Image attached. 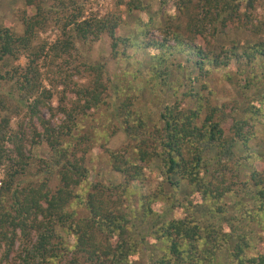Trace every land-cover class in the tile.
Returning <instances> with one entry per match:
<instances>
[{"label":"trees","instance_id":"obj_1","mask_svg":"<svg viewBox=\"0 0 264 264\" xmlns=\"http://www.w3.org/2000/svg\"><path fill=\"white\" fill-rule=\"evenodd\" d=\"M159 2L25 0L19 29L0 21V264H264V0Z\"/></svg>","mask_w":264,"mask_h":264},{"label":"rangeland","instance_id":"obj_2","mask_svg":"<svg viewBox=\"0 0 264 264\" xmlns=\"http://www.w3.org/2000/svg\"><path fill=\"white\" fill-rule=\"evenodd\" d=\"M145 4L150 3L152 4V11L153 13H156L160 9V2L159 0H144ZM96 2L94 5L90 6L87 13L86 17L88 18L91 16V14H97L99 17L105 16L109 12H112L115 10L116 6V0H94ZM25 5V0H0V21H4L7 23L10 27L18 28L19 29V22L17 19V11L21 10L24 8ZM122 11H124V8H121ZM145 18V15L143 16ZM136 18V17H135ZM131 18L129 19L128 22L130 25H132V22L135 21ZM158 35V32H155ZM57 36V32L53 29H50L47 33H42L40 37L49 42V43H54L55 39ZM242 41H244L246 38L241 37ZM239 39V40H241ZM110 52V45L109 43H99L97 47H94L93 53H91L92 59L94 61L100 60V59H105L108 57V54ZM138 60H144L142 56L137 57ZM178 61V62H177ZM145 62V61H144ZM176 64H179V60L175 59L174 61ZM126 68L125 67H118V65L113 64L110 66V74L111 77L115 78V84H118V82L122 80H127L130 81L131 77H124L122 75V71H124ZM122 70V71H121ZM180 79H184L185 73L181 72L178 74ZM215 77V82L212 84L213 89L215 91V97L220 100L222 103H230L235 97L239 98L238 90H234L233 87L221 79V74H217L214 76ZM77 78L74 80L76 82ZM47 85V84H46ZM47 89H50L49 85H47ZM173 92V91H172ZM169 90H165L164 92L161 93H154L151 99H149V104L147 105L146 108H144L143 111H148L149 108L153 110H161L164 106L166 105H172L175 102V98L173 96V93ZM58 92H55V94ZM58 95L56 96V98ZM149 97V96H148ZM73 98V97H72ZM75 100V98H73ZM145 100V99H144ZM147 100V99H146ZM145 100V101H146ZM57 100L53 101V108H57ZM45 117L49 120L52 117V114L49 111H44ZM61 117H55V119L52 121L53 124L60 123ZM107 117L103 116L98 123H93L92 126H94V129H97L100 133L107 132L105 129V124H106ZM19 121V120H18ZM17 123V119H13V124ZM90 124H88V127H92ZM87 127V129H88ZM83 134L87 135V130L83 132ZM124 139L120 134L113 138L111 143L109 144L108 148H111L112 150H119L123 147ZM107 158L108 156L106 155V151L102 152V149L100 147H97L94 152H93V157L91 160H93V165L96 168V173L101 172V169H104L105 172L104 174L106 176H110L108 167L106 166L107 163ZM95 174V173H94ZM93 178L95 181H97L98 178H96V175H93ZM1 175H0V185H1ZM107 178L104 177L101 180H106ZM162 210V209H161ZM159 210L161 213L162 211ZM170 217V216H169ZM147 226L143 228V233H146L147 231ZM148 262V256L143 255L141 259V264H147Z\"/></svg>","mask_w":264,"mask_h":264}]
</instances>
